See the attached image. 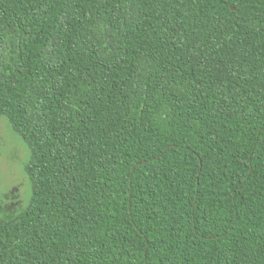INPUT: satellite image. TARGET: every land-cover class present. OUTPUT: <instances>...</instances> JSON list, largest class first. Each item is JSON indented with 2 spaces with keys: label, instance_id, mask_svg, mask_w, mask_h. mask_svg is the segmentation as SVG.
I'll return each mask as SVG.
<instances>
[{
  "label": "trees",
  "instance_id": "obj_1",
  "mask_svg": "<svg viewBox=\"0 0 264 264\" xmlns=\"http://www.w3.org/2000/svg\"><path fill=\"white\" fill-rule=\"evenodd\" d=\"M0 119V264H264V0H0Z\"/></svg>",
  "mask_w": 264,
  "mask_h": 264
},
{
  "label": "rangeland",
  "instance_id": "obj_2",
  "mask_svg": "<svg viewBox=\"0 0 264 264\" xmlns=\"http://www.w3.org/2000/svg\"><path fill=\"white\" fill-rule=\"evenodd\" d=\"M30 158L27 144L0 119V217L10 219L25 210L32 195L25 172Z\"/></svg>",
  "mask_w": 264,
  "mask_h": 264
}]
</instances>
